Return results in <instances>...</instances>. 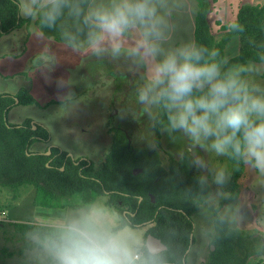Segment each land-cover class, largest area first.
Returning a JSON list of instances; mask_svg holds the SVG:
<instances>
[{
  "label": "rangeland",
  "instance_id": "374dc122",
  "mask_svg": "<svg viewBox=\"0 0 264 264\" xmlns=\"http://www.w3.org/2000/svg\"><path fill=\"white\" fill-rule=\"evenodd\" d=\"M210 1V24L212 31L220 36L225 27L236 20L242 2L259 4L264 0ZM196 9V0H174L164 44L166 48L194 42ZM75 21L76 19L65 14L55 28L45 30L29 21L30 24L23 25L24 28H17L0 37V93L14 94L27 85L25 74L32 70L13 77L19 60L12 58V55L24 52L25 45L22 46L21 39L24 40L29 30V44L26 46L29 47V52L47 43L49 55L50 52L57 55L54 58L52 55L48 56L51 60L49 67L38 68L30 83L33 95L36 94L40 101L39 106L45 105L50 99L48 107L18 105L8 113L7 120L16 124L30 117L35 123L45 122L53 131V143L63 150L72 151L76 158L87 157L97 164L104 160L108 152L111 140L109 130L112 125H121L135 147L146 146L157 150L164 163L168 162L169 155L179 158L189 150L195 161L203 162L204 167L195 168L212 187V195L199 213L192 216L195 243L189 250L187 262L208 264L210 241L214 233L213 212L219 202L229 196L232 167L228 156H218L211 151V141L195 143L182 132H172L168 127L162 132L160 147L154 139L155 131L152 126L158 107L153 108L152 115L149 116L135 104L136 89L141 83L144 69L123 55L113 57L106 54L98 57L92 54L82 42L83 33L79 34L80 43L66 39L63 35L65 31L76 34L73 32ZM51 33L61 39V42L72 45V48H65L63 45L55 46L57 49L51 47L47 38ZM134 39V36L128 37L126 44L130 45ZM15 42L17 43L14 44ZM15 45L18 49H13ZM240 45L239 37L233 38L225 49V60L236 54ZM237 66L254 67L256 71L245 73V79L264 85V62L241 63ZM54 71L55 75L52 73ZM91 71L95 76L93 78ZM83 72L91 74L82 76ZM60 84L64 86L61 87ZM46 148L47 145L41 142L33 145L31 151L39 152ZM220 170H224L225 176L222 183H217L215 177ZM238 190L237 198L230 204H225L219 213L232 227L256 233L264 243V174L259 173L251 164H246L239 179ZM36 198L37 190L34 185H22L18 188L0 186V264H43L42 260L45 264H51L45 243L42 242L43 248L28 249L26 245L35 244L37 237L22 235L16 230L14 222L55 226L59 218L88 201L101 200L106 204L108 195L93 199L91 191L80 192L62 200L64 207L57 206L56 203L53 207L43 203L36 204ZM108 207L122 220L114 207ZM134 227L148 236L150 225ZM248 264H264V254L252 255Z\"/></svg>",
  "mask_w": 264,
  "mask_h": 264
},
{
  "label": "clouds",
  "instance_id": "9594fccd",
  "mask_svg": "<svg viewBox=\"0 0 264 264\" xmlns=\"http://www.w3.org/2000/svg\"><path fill=\"white\" fill-rule=\"evenodd\" d=\"M18 13L41 30L65 14L80 21V41L96 56H126L144 69L135 104L149 116L162 108L167 127L195 143L211 141L218 156H231L264 174V85L245 79L256 71H221L217 52L195 43L164 46L174 0H16ZM234 30H240L238 24ZM135 39L126 44L128 37ZM61 87L64 85L60 84ZM194 166L204 167L202 161ZM224 170L215 179L224 180ZM51 264H163L162 242L118 219L103 201H88L58 219L45 238Z\"/></svg>",
  "mask_w": 264,
  "mask_h": 264
},
{
  "label": "trees",
  "instance_id": "16d2710c",
  "mask_svg": "<svg viewBox=\"0 0 264 264\" xmlns=\"http://www.w3.org/2000/svg\"><path fill=\"white\" fill-rule=\"evenodd\" d=\"M196 3L193 43L209 53L217 52L215 60L221 64L222 72L241 63L264 62V1L259 4L242 2L236 20L225 27L220 36L212 31L210 24L211 1L196 0ZM26 21L21 16L19 18L16 0H0V37ZM234 24H238L240 30H234ZM81 27V22L76 20L73 32L78 33ZM235 37H239L240 49L225 60V49ZM17 97L20 104L36 101L24 88ZM14 103L12 95L0 93L1 187L34 185L37 190L35 203L51 207L55 203L64 207L62 200L84 191H91L93 199L108 195L106 205L114 207L125 223L131 226L153 223L147 233L167 246L162 252L163 264H183L191 245L192 216L211 194L209 185L195 173L194 158L189 150L178 159L169 155L168 162L164 163L157 150L129 146L126 131L121 125H112L110 146L104 160L98 164H88L86 160L76 164L67 157V151L55 157L32 152V144L39 140L36 136H44L45 130L42 127L32 129L29 120L18 127L11 124L7 116ZM152 126L154 139L161 147L162 132L167 128L162 108H157ZM58 153L59 150L54 148L53 154ZM228 159L232 169L230 197L226 201L232 202L238 196L239 179L246 163L231 156ZM137 168L141 171L134 173ZM124 210L130 213L124 215ZM13 225L24 236L37 237L35 244L26 245L28 249L44 247L42 242L45 243L54 228L20 222ZM214 227L211 242L215 249L210 251L208 264H248L252 255L264 254L261 238L248 230L232 227L218 209L214 211Z\"/></svg>",
  "mask_w": 264,
  "mask_h": 264
},
{
  "label": "flooded vegetation",
  "instance_id": "af4514ba",
  "mask_svg": "<svg viewBox=\"0 0 264 264\" xmlns=\"http://www.w3.org/2000/svg\"><path fill=\"white\" fill-rule=\"evenodd\" d=\"M19 18H20V15H19ZM29 23V21H26V22H24L21 26H19V27H17V28H24V26L23 25H26V24H28ZM30 24V23H29ZM28 24V25H29ZM27 25V28H28V30H29V26ZM16 28V29H17ZM15 30V29H14ZM13 30V31H14ZM29 36H30V30L28 31V34L26 35V37L24 38V40H23V38L21 39L22 40V46H23V44L25 45V48H23L24 49V52H22V54H20V53H16L15 55H12V58H14V59H16V60H19L17 63H18V65H17V71H14V72H16V74L13 76V74H14V72H13V74H11V76H13V77H16L17 75H21L22 73H24V72H26V71H28L29 69L30 70H32V71H30L29 72V74H25L26 76V78H27V85L26 86H24V87H21L16 93H14V94H10V95H12L13 97H14V99H15V103H14V105H13V107H11V109L12 108H14L15 106H18V105H25V104H20V100H19V98L17 97V94L19 93V91L21 90V89H26L27 90V93L29 94V95H31L33 98H35V102L34 103H31V104H28V105H36V106H38V107H40L39 105H40V101L37 99V95L35 94V95H33V89H32V87L30 86V83L32 82V78L35 76L34 75V73L38 70V68H42V67H44V66H46V67H49V65H50V59H49V57H50V55H52L51 57L52 58H54V56H57L55 53H52V52H50V55H49V50H48V45H47V43H45L42 47H39V48H37L36 50H33L31 53L29 52L30 50H29V47H26V46H28V44H29ZM21 40H20V43H21ZM17 42H15L14 44H16ZM18 49L17 48V46L15 45V46H13V49ZM28 53V54H27ZM30 53V54H29ZM49 56V57H48ZM27 64H29V65H27ZM5 66V65H4ZM33 68H34V71H33ZM4 69V68H3ZM96 71H97V69H96ZM92 72V71H91ZM53 73V75H55L56 74V72L54 71V72H52ZM89 74H91V73H89ZM89 74H86L85 72H83V75L82 76H90ZM92 76V78L93 77H95V76H93V72H92V74H91ZM10 76V77H11ZM90 79L91 81L93 80V79ZM2 93H5V92H2ZM9 94V93H8ZM49 102H51L50 101V99L47 101V103L45 104V105H42L40 108H47L48 107V105H49ZM11 109H10V111H11ZM9 111V112H10ZM26 120H29V123L31 124V128L32 129H34V130H36V129H38V127H42L44 130H45V135L44 136H36L37 138H39V140H37V141H35L33 144H32V146L33 145H36V144H38V143H41V142H43V143H45L46 145H47V148L44 150V151H39V152H42V153H45L46 155H48V156H59L61 153H63V151H66V150H63V148H61L59 145H57V144H55V143H53V142H55V141H53L54 140V137H53V131L51 130V127L49 126V125H47L45 122L44 123H39V122H34V120H32V119H30V117H28V118H26L25 120H23L22 122H20V123H16V124H14L13 123V125H16L17 127L18 126H21ZM112 120V119H111ZM111 122V121H110ZM113 123H111V125H112ZM111 128V127H110ZM123 130H125L124 128H123ZM59 131V130H58ZM126 131V130H125ZM111 132V131H110ZM126 134H127V136L129 135L128 134V132L126 131ZM69 136H70V134H68ZM67 135V136H68ZM68 136V137H69ZM128 140H130V137L128 136ZM129 142V141H128ZM132 144L131 143H129V146H131ZM54 148H56V149H58L59 150V153L58 154H53V149ZM49 151H50V153H49ZM67 157H71L72 158V160H74L75 161V163L76 164H79L81 161H84V160H86V161H88V164H91L92 162H91V160H89L87 157H78V158H76L75 156H74V153L72 152V151H67ZM193 156V155H192ZM180 158V157H179ZM193 158H194V156H193ZM169 159V158H168ZM178 159V158H177ZM194 162H195V159L192 161V165H193V168H194V171H195V173L196 174H198L199 176H201V178L208 184V182L204 179V177L202 176V174H200V173H198L197 172V170H196V166H194ZM137 169H139V168H137ZM141 171V170H140ZM209 185V184H208ZM209 187H210V189H211V194H210V196H209V198L207 199V201L210 199V197H211V195H212V187L209 185ZM229 197H230V187H229V196L227 197V198H225V199H223V200H221L220 202H219V205L217 206V208H215V209H218L219 211H220V209L225 205V204H230L231 202H227L226 200H228L229 199ZM154 201V200H153ZM206 201V202H207ZM205 202V203H206ZM204 203V204H205ZM204 204H202V206H204ZM201 206V207H202ZM215 209H214V211H215ZM200 211V210H199ZM199 211H198V213H199ZM127 213H130V211H128V210H124V212H123V214L124 215H126ZM132 215H134V213H131ZM196 214V213H195ZM220 214V213H219ZM192 222H193V220H192ZM146 224V223H145ZM144 224V225H145ZM146 225H150V227L151 226H153V223L152 222H147V224ZM213 227H214V212H213ZM193 231H194V222H193ZM256 236H257V234L256 233H254ZM215 235V227H214V233H213V235H212V237H211V241H212V239H213V236ZM191 236H193V240H194V234H193V232H192V234H191ZM193 240H192V242H191V245H190V248H191V246L195 243V241H194V243H193ZM210 241V242H211ZM190 248L188 249V251L186 252V258H184V261H185V264H188V262H187V257H188V253H189V250H190ZM215 249V246H214V244H212V242H211V246H210V248H209V250L211 251V250H214ZM184 263V262H183ZM205 264V263H204Z\"/></svg>",
  "mask_w": 264,
  "mask_h": 264
},
{
  "label": "crops",
  "instance_id": "0c3cea01",
  "mask_svg": "<svg viewBox=\"0 0 264 264\" xmlns=\"http://www.w3.org/2000/svg\"><path fill=\"white\" fill-rule=\"evenodd\" d=\"M48 36V35H47ZM48 40L50 41V46L51 47H53V48H56L57 46H59V45H63L65 48H72V45H70V44H68V43H66V42H64V41H62L61 42V39H57L56 38V36H55V34L54 33H51L48 37ZM82 38V37H81ZM81 40V39H80ZM81 42V41H80ZM79 42V43H80ZM79 43H77V45L79 44ZM56 46V47H55ZM57 49V48H56ZM36 50V49H35ZM31 53V52H30ZM96 57V56H95ZM96 60H97V57H96ZM39 248V247H38ZM43 248V247H42ZM34 249V248H33ZM32 250V249H31ZM40 253H42V252H40ZM39 253V254H40ZM36 260L37 259H40V258H35ZM42 262H43V264H45V262L42 260Z\"/></svg>",
  "mask_w": 264,
  "mask_h": 264
},
{
  "label": "water",
  "instance_id": "95a60500",
  "mask_svg": "<svg viewBox=\"0 0 264 264\" xmlns=\"http://www.w3.org/2000/svg\"><path fill=\"white\" fill-rule=\"evenodd\" d=\"M129 143H131L130 140H129ZM49 153H50V151H49ZM61 169H63V167H62ZM139 171H140V169H135V170H134V173H137V172H139ZM152 199L154 200L153 197H152ZM146 224H147V223H146ZM146 224H145V225H146ZM148 236L154 237L155 239H157V240H159L160 242H162L159 238L153 236L152 234H149ZM192 240H193V236H191V242H192ZM162 244H163V246H164V250H166V249H167V246H166L163 242H162ZM164 250H163V251H164ZM183 264H185V261H184Z\"/></svg>",
  "mask_w": 264,
  "mask_h": 264
}]
</instances>
